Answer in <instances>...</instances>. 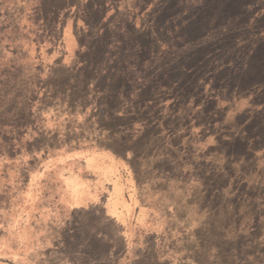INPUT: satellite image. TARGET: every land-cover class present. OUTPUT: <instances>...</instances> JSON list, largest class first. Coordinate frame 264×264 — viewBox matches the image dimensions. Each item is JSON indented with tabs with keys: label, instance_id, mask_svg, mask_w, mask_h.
Returning a JSON list of instances; mask_svg holds the SVG:
<instances>
[{
	"label": "rangeland",
	"instance_id": "obj_1",
	"mask_svg": "<svg viewBox=\"0 0 264 264\" xmlns=\"http://www.w3.org/2000/svg\"><path fill=\"white\" fill-rule=\"evenodd\" d=\"M0 264H264V0H0Z\"/></svg>",
	"mask_w": 264,
	"mask_h": 264
},
{
	"label": "crops",
	"instance_id": "obj_2",
	"mask_svg": "<svg viewBox=\"0 0 264 264\" xmlns=\"http://www.w3.org/2000/svg\"><path fill=\"white\" fill-rule=\"evenodd\" d=\"M99 199H100V198H97V202H98Z\"/></svg>",
	"mask_w": 264,
	"mask_h": 264
}]
</instances>
